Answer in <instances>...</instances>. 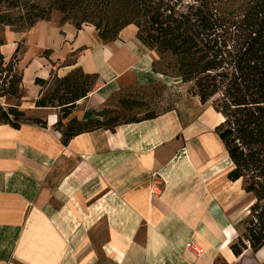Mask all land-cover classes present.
Segmentation results:
<instances>
[{
  "label": "crops",
  "instance_id": "obj_1",
  "mask_svg": "<svg viewBox=\"0 0 264 264\" xmlns=\"http://www.w3.org/2000/svg\"><path fill=\"white\" fill-rule=\"evenodd\" d=\"M136 34L131 24L103 41L93 25L76 28L57 15L5 33L6 59L23 45L20 107L45 124H0V264H264V247L239 256L230 249L244 191L241 179L226 177L231 162L215 132L222 116L213 111L217 122L208 121L197 97L183 116L171 107L66 145L57 110L34 105L35 78L74 68L97 80L66 120L93 117L122 89L174 84L154 71L157 54Z\"/></svg>",
  "mask_w": 264,
  "mask_h": 264
},
{
  "label": "trees",
  "instance_id": "obj_2",
  "mask_svg": "<svg viewBox=\"0 0 264 264\" xmlns=\"http://www.w3.org/2000/svg\"><path fill=\"white\" fill-rule=\"evenodd\" d=\"M49 0L41 7L28 0H0V24L29 29L40 20H49L52 10L72 18L76 28L92 24L103 41H112L128 25L137 28L136 37L157 54L154 71L190 83L189 92L201 104L211 101L222 121L215 127L231 167L229 181L243 180V190L252 195L245 227L230 244L235 256L264 247V0ZM25 10L12 17L8 10ZM78 13L83 16L76 19ZM95 15L96 19L89 16ZM20 44L6 59L0 52V99L15 102L3 106L0 124L18 129L24 123L44 125L20 107L23 96V69L18 67ZM49 50L42 56L48 57ZM95 74L74 68L64 76L35 78L40 86L36 107L57 110L54 127L66 145L73 137L97 129L114 131L123 123L155 118L154 112L120 120L115 108H103L88 119L68 118L78 100L93 89ZM162 87V86H157ZM157 87H153L154 89ZM152 88V89H153ZM123 90V89H122ZM121 91V90H120ZM120 109L130 110L139 101L119 97Z\"/></svg>",
  "mask_w": 264,
  "mask_h": 264
},
{
  "label": "rangeland",
  "instance_id": "obj_3",
  "mask_svg": "<svg viewBox=\"0 0 264 264\" xmlns=\"http://www.w3.org/2000/svg\"><path fill=\"white\" fill-rule=\"evenodd\" d=\"M242 0H234L229 8L235 9L239 3H241ZM28 2H33L39 4L41 7L47 8L49 0H28ZM9 14H11L12 17H16L21 13V15H24L25 10L22 11L18 10H8ZM53 15L60 16L61 21L63 18V14L59 11L52 10L50 12L49 18H52ZM91 19H96L97 16L90 15ZM83 16H81L80 13H78L76 19L81 20ZM69 22H73L72 18L67 19ZM82 24H90L87 22H83ZM92 25V24H90ZM8 30L13 31H25L27 29L20 28L18 24H14V26H8L4 24H0V44L4 42V35ZM22 44H20V47L22 49ZM190 83L181 82L180 79H176L174 84L168 86V87H157L155 88H142V87H132V88H125L115 94L112 99V106L107 108H115L119 111V118L120 120L127 119L129 117H142L145 114L149 112L159 113L166 111L167 109L174 107L176 111L180 115H184L185 111L188 109H191L193 106V101L196 96H193L189 92ZM119 97H125L127 99H134L136 101H139V105L136 107L130 109V110H124L120 109L118 104ZM6 102H15L13 99L10 98H2ZM198 105V104H197ZM5 106V105H3ZM197 109H199L200 113L202 115H206V119L210 121L212 124H215L217 122V117L213 113V107L211 105V101H208L206 104H202L201 106H198ZM212 109V110H211ZM198 112V111H197ZM199 114V112L197 113ZM241 186L240 189L243 190V180L241 179L240 182ZM234 189L236 190V186H234ZM238 188V191L240 190ZM241 191V190H240ZM244 191V190H243ZM240 195L244 196L240 202L245 205V209L243 211H240L238 215L236 214V218H234V221H236V226L239 231V233H242L244 231L245 225L241 222L248 213V207L250 203L252 202V195L246 193L245 191L241 193ZM241 197V196H240ZM240 205V204H239ZM237 237V236H236ZM236 239V238H235ZM234 239V240H235ZM233 240V241H234ZM246 255H250L252 253L250 250L244 252Z\"/></svg>",
  "mask_w": 264,
  "mask_h": 264
},
{
  "label": "built area",
  "instance_id": "obj_4",
  "mask_svg": "<svg viewBox=\"0 0 264 264\" xmlns=\"http://www.w3.org/2000/svg\"><path fill=\"white\" fill-rule=\"evenodd\" d=\"M186 247H189L190 249H192L197 254L201 253V249L192 241L188 242L186 244Z\"/></svg>",
  "mask_w": 264,
  "mask_h": 264
}]
</instances>
